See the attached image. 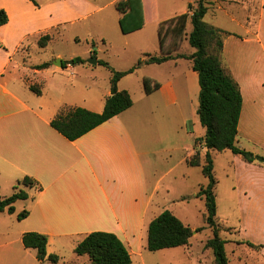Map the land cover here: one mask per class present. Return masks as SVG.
Masks as SVG:
<instances>
[{
	"label": "rangeland",
	"instance_id": "obj_1",
	"mask_svg": "<svg viewBox=\"0 0 264 264\" xmlns=\"http://www.w3.org/2000/svg\"><path fill=\"white\" fill-rule=\"evenodd\" d=\"M52 1L34 0L32 3L41 9ZM119 1L64 0L60 20L62 25L52 32L53 40L50 46L42 50L33 38L31 46L25 45L18 52L25 65L32 70L46 62L52 63V68L43 75V79L35 80L33 72L27 75L25 80L28 85L34 84L42 88L45 80L44 93L47 99L60 97L59 91H65V99L74 101L78 107L94 108L91 106L92 103L101 102L106 90L110 89L112 79L109 69L102 65L90 64L89 61L95 57L94 52H97L98 60L108 62L117 71H128L136 67L145 54L160 56L162 55L160 24L168 23L185 13L189 4L196 5L198 2V0H147L149 24L142 33L126 35L119 24L121 13L116 7ZM205 21L230 33L231 37L228 36L226 40L230 38L229 44H233L232 48L238 50L244 57L243 52L246 53L247 50L241 43L245 38L256 40V33H260L264 42V0H214ZM191 32L192 25L189 22L187 36L176 51L173 45L175 39L170 34L166 40V51L182 53L184 56L192 55L195 49L188 40ZM256 46L262 47L257 43ZM60 59L66 68L60 66L58 62ZM74 59H81L84 63L73 64ZM68 65L73 69L67 70ZM149 74L160 79L173 74L182 81L186 78L188 91L181 90V102L176 107L174 116L170 115L169 118L164 113L161 102L155 101L157 106L152 103L149 110L152 109L153 112L146 115L144 120L146 126L148 122L151 123L150 133L133 126L136 136L145 135L150 138L148 148L151 149L143 156L146 168L144 177H147L150 192L155 195V204L147 216V221L169 210L189 226L194 235L187 247L150 252L147 249L149 226L145 229L143 226V231L138 234L140 237L135 235L130 242L127 241L137 242L132 250L135 252L133 264H214L213 251L206 249V244L213 237V233L206 223L205 198L199 196L201 188L207 186L208 179L202 167H190L187 164V158L197 152L202 154L205 161L207 152L204 145L206 130L202 127L197 113L201 90L198 74L193 71L192 62L187 59L180 61L177 66H141L134 74L126 76L119 87L121 90L129 91L133 99L139 101L146 96L143 77ZM87 85H91L92 89L88 90ZM87 96L90 97L88 101L91 105L84 102ZM243 129L241 135L245 137L248 130ZM258 132L259 138L262 139L261 144L247 142L242 137L241 148L255 155L264 156L263 129ZM212 156L217 181L215 188L217 220L223 229L222 237L228 241L226 252L230 264H264V250L259 251L247 244H240L251 242L264 245V207L255 209L241 205L237 193L240 187L248 188L250 185L252 188L257 172L255 170L252 172L249 167L236 170L233 164L235 154L231 151L212 152ZM240 159L243 163L246 162L243 158ZM19 189L25 188L18 185L11 196ZM21 206L22 203L16 205L18 214L13 218L8 212L4 215L0 213V264H40L38 259H26L19 253L20 247L23 246L19 239L20 233L25 226L30 227L33 222L29 224L31 220H27L29 216L23 220L18 219L22 212H29L27 207ZM198 229L202 230L196 232ZM6 243L10 244L7 248ZM74 245L71 241H58L51 246L52 253L60 257L57 264H92L87 256L79 257L75 253ZM140 252L142 256L139 255ZM44 264L53 263L46 261Z\"/></svg>",
	"mask_w": 264,
	"mask_h": 264
},
{
	"label": "crops",
	"instance_id": "obj_2",
	"mask_svg": "<svg viewBox=\"0 0 264 264\" xmlns=\"http://www.w3.org/2000/svg\"><path fill=\"white\" fill-rule=\"evenodd\" d=\"M146 1L143 0L145 27L128 35L142 33L149 24ZM63 3L64 0H53L38 9L31 0H0V9H4L9 18L6 25L0 26L1 197L11 196L15 187L27 176L37 182V187L27 189L29 199L15 204V207L18 203H22L21 208L27 207L30 212L27 220L31 219L29 224L33 221L30 227L25 226L19 239L22 241L21 238L28 232L46 235L49 239L48 255L54 254L50 248L58 241H71L76 248L90 233L108 232L117 235L126 244L133 258L135 252L132 250L137 242L127 241L130 242L135 235L139 236L143 226L145 229L160 215L147 221L155 204V195L150 192L147 177H144L146 168L143 156L151 149L148 148L150 138L136 136L134 127L151 132V123L148 122L146 126L144 120L146 115L152 114L153 110H149V107L152 103L155 105V101L161 102L167 118L174 116L181 102L180 92L182 89L188 91V82L186 78L182 81L174 74L165 79L144 75L160 82L161 88L151 95L145 93L146 96L139 101L133 99V106L129 110L78 140H68L51 126V121L63 106L78 107L77 103L65 99V91H59L60 97L47 99L45 80L41 95L31 91L25 80L27 75L33 72L35 80L42 78L50 71L52 63L46 62L51 64L47 69L32 70L18 55L22 47L31 46L33 38L38 43L41 37L50 35L53 40L52 32L62 25ZM256 36V40L247 37L241 43L247 50L243 52L245 57L232 48L230 38L225 39L224 43L225 65L243 94L237 138L240 147L242 137L247 142L261 144L258 131L263 129L264 132V42L260 33H256ZM256 43L262 46L263 52ZM182 60L186 59L161 65L177 66ZM68 69L72 70L73 67L68 65ZM87 89L91 90V85H87ZM110 95L111 86L101 102L91 105L88 101L90 97H86L84 102L94 108L79 107L102 113ZM169 124L168 121V127ZM241 129L248 130L245 137L241 135ZM240 158L235 155V169L249 167L257 175L252 188L250 185L248 188H238V201L255 209L264 207V164H245ZM17 211L18 207L12 218L18 214ZM8 243L5 248L9 247ZM20 248L19 253L24 258L37 259L36 250L26 249L24 245Z\"/></svg>",
	"mask_w": 264,
	"mask_h": 264
},
{
	"label": "trees",
	"instance_id": "obj_3",
	"mask_svg": "<svg viewBox=\"0 0 264 264\" xmlns=\"http://www.w3.org/2000/svg\"><path fill=\"white\" fill-rule=\"evenodd\" d=\"M34 2V0H31ZM214 0H198L196 5H188L187 12L176 16L168 23L164 22L159 27V38L162 55L153 56L145 54L136 67L128 71H117L106 61L100 60L99 65L109 69L112 73L110 82L111 95L108 96L102 113H95L85 108L63 106L57 116L51 121V126L70 141H76L107 121L119 116L133 106V98L126 90H119V82L128 75L134 74L141 66L161 65L166 62L187 59L192 61V69L198 74L200 84L198 116L202 127L206 130L204 145L207 149L205 161L202 154L197 152L187 158L190 167H202L208 179L206 187L201 188L200 197L205 198L206 223L211 228L213 237L207 242L206 249L212 250L215 256L214 264H230L227 256L228 243L222 237L223 229L217 220V185L214 176V161L211 152L231 151L239 155L247 163L258 162L264 164V156L255 155L238 146L239 122L243 110V94L241 87L226 67L223 57L224 43L230 33L218 29L205 21L209 8ZM147 3V1H146ZM117 10L121 13L119 24L124 34L128 35L145 27V11L143 0H120ZM8 14L0 9V26L8 23ZM189 22L192 32L188 36L189 43L195 52L190 56L173 55V51H166L167 37L172 34L174 50L176 51L182 40L187 36ZM52 38L45 35L40 38V49H46ZM97 55V52H94ZM73 64L84 63L81 59H74ZM51 64L44 63L36 66V70L47 69ZM63 68H66L63 63ZM144 91L151 95L161 88V83L150 77L143 78ZM31 91L37 95L42 94V88L29 85ZM25 189H19L12 196L1 197L0 188V213L16 212L15 204L18 201L29 199L27 189L37 187V182L31 177H25L19 182ZM17 187H15L16 189ZM29 216L28 211L19 214L18 219L23 220ZM202 229L196 230V232ZM194 232L186 226L171 211L166 210L157 216L149 225L147 249L158 252L165 249L181 248L190 245ZM26 249L37 251L40 264L49 261L57 264L60 257L57 254L48 255L49 239L46 235L28 232L22 237ZM250 248L263 250L264 245L251 242H240ZM75 253L79 257L87 256L92 264H133L132 255L126 244L115 234L108 232H93L81 241Z\"/></svg>",
	"mask_w": 264,
	"mask_h": 264
},
{
	"label": "water",
	"instance_id": "obj_4",
	"mask_svg": "<svg viewBox=\"0 0 264 264\" xmlns=\"http://www.w3.org/2000/svg\"><path fill=\"white\" fill-rule=\"evenodd\" d=\"M58 62L60 63V66L62 67L63 66L62 60L60 59V60H58ZM89 62H90V64L97 65L98 64V58L95 56Z\"/></svg>",
	"mask_w": 264,
	"mask_h": 264
}]
</instances>
